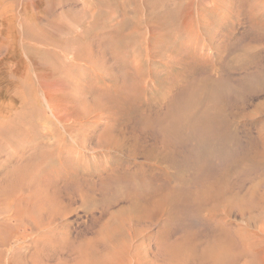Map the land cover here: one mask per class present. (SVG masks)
<instances>
[{
	"label": "bare ground",
	"instance_id": "bare-ground-1",
	"mask_svg": "<svg viewBox=\"0 0 264 264\" xmlns=\"http://www.w3.org/2000/svg\"><path fill=\"white\" fill-rule=\"evenodd\" d=\"M231 1L82 0L81 11L71 8L56 16L55 8L76 0H40L32 5L39 15L27 13L34 36L19 33L15 16L9 17L7 33L20 44L17 51L25 62L17 83L21 85L17 117L1 119L0 144L16 149L22 165L12 171L14 180L8 187L0 190V205L6 209L13 202L9 209L23 220L18 227L45 229L51 246H69L74 260L57 264H264V101L248 109L251 100L246 98L264 92V85L253 82L255 88L248 92L247 84H238L261 77L264 65L248 56L246 63L222 69L227 60H214L217 53H213L203 60L201 76L197 68L188 74L175 69L185 55L203 56L213 50L212 39ZM19 2L0 0V10L11 14ZM25 39L32 42L30 46ZM143 42L151 52L147 61L138 64L143 69L133 74L129 89L139 100L148 127L158 128L162 140L144 146L145 163L136 170L129 162L122 167L124 177L116 180L110 193L91 177L104 157H125L126 141L116 119L125 88L115 71L127 66L128 54ZM71 44L76 48L72 50ZM104 45L113 59L111 65L104 61ZM94 48H99L98 54ZM238 72L243 76L237 77ZM188 76L192 84L183 98L176 99L173 91L184 89L180 87ZM224 80L229 85L221 89ZM233 85L244 92L235 102ZM42 106L50 119L38 125V138L30 129V118ZM253 127L257 136L250 141ZM72 134L83 138L78 141ZM173 139L194 147L207 145L210 153L214 145H234L236 154L219 173L204 175L194 189L192 171L175 163L178 148ZM28 142L34 146L26 147ZM241 145L246 148L237 153ZM27 149L30 156H25ZM243 172L250 174L237 182ZM139 177L145 178L138 181ZM66 180L86 187L74 196L60 197L59 185ZM75 200L87 211H100L97 229L79 241L69 239L66 223L54 229L55 221L68 213ZM186 218L198 219L209 232L186 227L190 231L171 233V227ZM154 227L159 229L156 235L151 234ZM153 242L157 253L152 252ZM49 261L52 258L45 257L40 264Z\"/></svg>",
	"mask_w": 264,
	"mask_h": 264
},
{
	"label": "rangeland",
	"instance_id": "rangeland-1",
	"mask_svg": "<svg viewBox=\"0 0 264 264\" xmlns=\"http://www.w3.org/2000/svg\"><path fill=\"white\" fill-rule=\"evenodd\" d=\"M179 1L186 4L189 3L190 0ZM39 2L40 0H20V4L16 5L13 10L14 13L11 12V14H8V12L3 13L0 10V13L2 12L0 15V121L2 118L12 119L17 117L18 102L20 101L18 91L21 89V85L19 86L17 83L19 80V73L21 72V66L23 67L25 62L23 56L17 51L18 45L20 44H18V42L13 43L12 38H10L7 33L9 28V17L15 16L16 20L14 21V24L19 33H22L20 30H23L24 35L31 34L34 36L35 33H33L32 28H29L31 22L27 17V13H35L36 15H39L38 10L32 7V5L38 4ZM26 4L29 5L27 9L25 8ZM82 5V0H76L75 4L55 8L53 14L56 16L61 15L69 11L71 8H75L76 11H81ZM229 6L228 12H226L221 18L219 31L212 39L214 41V51L206 50L203 52V56L195 54L190 56V58L189 55H185V58H181L176 62L175 69H179L188 74L195 71L197 68V73L201 76L203 72V70H201L203 60L207 59V56L210 54L213 55V53H217L215 54L217 56L214 60L216 58L217 60L219 59V62H221L223 58L227 60L225 62L223 61L222 69H226L231 64L234 66H238V64L242 65L243 62L246 63V60L248 61V56L251 59L253 58V60H259L264 65V0H232ZM108 11H112V9ZM44 20L42 21V25H46V21ZM74 27L76 30L79 29L77 28L79 27L78 25H74ZM24 41V44L27 46H30L32 43L31 41H26V39ZM69 47L72 50L76 48L73 44ZM101 49L103 51L106 50L107 53L104 58L105 63L111 65L113 59L109 54L108 46L104 45ZM98 51L99 48H94L96 54H98ZM150 52L151 48L144 42L137 44L128 54V58H126V63H128L127 66L123 65L115 71L118 76V83L122 88H125L121 94L123 101L116 115V119L120 124V131L126 141L123 146V154L125 157L123 159H120L118 156H114L110 159L104 157L100 161L98 173L91 177L98 186H104V189L110 193L115 189L116 180H121V178L124 177L122 174L124 169L122 167L130 163L131 168L136 170L139 165L145 163V161H143L144 146L159 144L162 140L158 128L150 129L148 127L144 118L146 116L143 115L138 107L139 100L129 89L134 84L133 74H135V72H141L143 69L142 65L138 64L147 61ZM35 63H38V61ZM126 69H128V72H126ZM161 69L159 68V71ZM262 74L261 77L255 76L249 79H244L238 84H247V91L251 92L255 88L251 86L253 82H260V85L258 86L264 85V70ZM240 75L243 76V73L238 72L236 74L237 77ZM161 79L164 80V83L166 82L164 74H162ZM250 79L252 80L250 81ZM186 80L184 86L180 87L184 89L179 90L178 87L173 91L172 95L176 97V99L183 98L184 93L190 84H192V77L188 76ZM108 84L109 82L106 83V85ZM228 85L229 83L224 80L221 83V89L226 86L228 87ZM233 86V95L231 96V99L235 102L240 95L244 94V92L242 90L243 88L240 90L241 86ZM225 91L226 89L222 90L223 95L225 94ZM246 98L251 100L248 105L249 109L252 105L264 101V92L253 94V96H246ZM42 109V111L38 113L36 112V116L30 118L32 121L31 124L33 125L30 129H33V131L38 134V138L41 136V130L38 125L43 123L44 120L50 119L48 110L44 106H42ZM102 125L103 124L101 123L100 129ZM257 131V127L250 128L248 140L255 141ZM17 135L18 134L15 136L16 138ZM107 137L111 138V135H107ZM72 138L79 141L83 138V134L78 136L72 134ZM97 141V135H95L93 137V143L95 144ZM172 141V143L178 148V153L174 158L175 163L179 167H185L190 172L192 171L191 174L194 183V186L192 187L194 189L199 186L204 175L219 173L228 164L231 155L233 153L236 154V148L234 145L233 148H228L225 144L223 145V143L214 145V148L210 153V149L204 144L194 147L191 143L186 144L185 142H182L181 139H173ZM24 145L26 147H33L34 142H28ZM244 148H246L244 145L237 146V149H239L237 153L244 150ZM16 153H18L16 149L12 148L9 144H0V190L8 187L10 182L14 180L12 171L22 165L19 154ZM31 153L32 151L27 149L25 151V156H30ZM133 153L137 154L135 160L131 159ZM68 174L72 173L68 172ZM249 174L250 173L248 172H243L237 177L236 181L240 182L241 180H244ZM51 177L48 176V179ZM144 178L145 177H139L138 181H143ZM64 184L65 185L63 186H61L62 184L59 185L60 189L58 190V193L60 197H66L67 195L74 196V194L79 192L80 189L86 187L82 183L70 180H66ZM11 203L13 202L7 204L6 209L4 206L0 205V264H40L45 257L52 258V261H49L50 264H57L61 261L71 262L74 260L75 256L69 246L56 248L48 243L46 240L47 238L44 235L46 232L45 229L41 231L30 229L24 230L23 226L18 227V224L20 225L23 220L16 217L15 211L9 209ZM99 212L100 211H87L82 207L79 200H75L68 213L55 221L54 229L57 230L63 223H66L69 226L68 237L71 241H79L85 237L88 238L97 229L98 224L96 223V219L99 216ZM235 219L240 221L237 216ZM180 222L182 224L178 223L171 227V233L174 232L178 235L184 233V231H190L186 230L189 227H192L191 232H194L193 230L206 233L209 232L208 226L202 224L198 219L186 218ZM30 224H32V220L28 221V226ZM158 230V227H154L151 234L156 235ZM157 251L158 245L156 242H153L152 252L157 253Z\"/></svg>",
	"mask_w": 264,
	"mask_h": 264
}]
</instances>
